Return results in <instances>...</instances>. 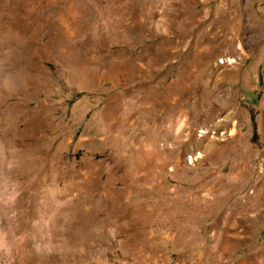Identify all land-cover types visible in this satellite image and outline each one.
<instances>
[{
    "label": "rangeland",
    "instance_id": "rangeland-1",
    "mask_svg": "<svg viewBox=\"0 0 264 264\" xmlns=\"http://www.w3.org/2000/svg\"><path fill=\"white\" fill-rule=\"evenodd\" d=\"M0 264H264V0H0Z\"/></svg>",
    "mask_w": 264,
    "mask_h": 264
}]
</instances>
